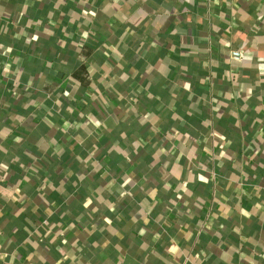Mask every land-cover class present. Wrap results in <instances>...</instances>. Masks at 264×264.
Wrapping results in <instances>:
<instances>
[{
  "label": "crops",
  "instance_id": "1",
  "mask_svg": "<svg viewBox=\"0 0 264 264\" xmlns=\"http://www.w3.org/2000/svg\"><path fill=\"white\" fill-rule=\"evenodd\" d=\"M0 264H264V0H0Z\"/></svg>",
  "mask_w": 264,
  "mask_h": 264
},
{
  "label": "trees",
  "instance_id": "2",
  "mask_svg": "<svg viewBox=\"0 0 264 264\" xmlns=\"http://www.w3.org/2000/svg\"><path fill=\"white\" fill-rule=\"evenodd\" d=\"M147 71H148V70H147ZM103 77H106V78H108L109 76L105 74ZM106 78H105V79H106Z\"/></svg>",
  "mask_w": 264,
  "mask_h": 264
}]
</instances>
